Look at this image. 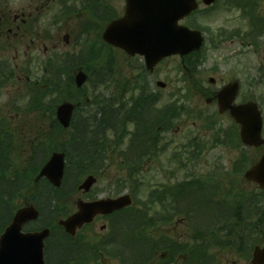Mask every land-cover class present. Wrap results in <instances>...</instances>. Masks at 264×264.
I'll list each match as a JSON object with an SVG mask.
<instances>
[{
  "label": "trees",
  "instance_id": "16d2710c",
  "mask_svg": "<svg viewBox=\"0 0 264 264\" xmlns=\"http://www.w3.org/2000/svg\"><path fill=\"white\" fill-rule=\"evenodd\" d=\"M57 1L64 6L74 2L76 5L72 7V12L87 13L91 17H87L82 24L83 33L88 30L103 31L108 21L118 14L108 4L101 6L100 0ZM237 2L244 5V0ZM252 18L260 19L255 16H251ZM96 20L99 22H95ZM102 48L110 51L106 63L100 60L99 53ZM111 49L112 46L106 43L100 44V48L98 45L89 47L78 61V65H82L89 74L90 80L94 78L93 75H99V68L108 71L100 80L97 77V81H93L94 85L109 86L113 81ZM193 55L199 56L198 53ZM191 56L186 57L188 66L193 63ZM60 63V60L56 64L47 62L46 73L32 89L29 103L24 109L32 118L24 122L27 130L22 129V136L19 128L13 127L10 122L0 121V234L11 221L15 210L24 202L31 201L38 206L40 216L37 221L25 225V229L48 226L53 235L57 231L62 233L56 253L50 248L53 236L47 241V264H101L104 256L108 255L107 249H111L108 247L113 242L119 243L118 240L122 243V254L118 258L123 264L152 262L157 257L156 254L163 250L166 256L159 257V264H170L175 253L183 254L185 264H213L209 251L215 244L243 253L245 250L250 251L257 240L259 243L263 240L264 207L259 203L264 202V190L245 193L240 199L233 194L226 207L222 193L219 190L213 191L210 186L204 184L213 179L205 181L192 177L177 184L173 190L164 187L161 193L153 191L147 200L140 201L137 194L142 189L141 166L150 154L155 153L156 140L161 129L173 128L178 119V107L175 105L177 103H170L167 108L156 111L153 107L157 100L156 95L148 93L145 84L140 80V90L137 96L132 98V108H127V113L132 116L120 117L114 105L118 104L123 110L125 102H113L112 99L117 100L116 96L109 98L104 94L89 95L85 86H76L72 73L65 70L66 76L65 68H61ZM62 99L81 102L70 127L73 131L71 136L66 134L70 129H64L55 116L56 104ZM91 104L94 109L85 117L81 115L82 106ZM127 122L134 124L129 149L115 153L110 148H115L124 137L130 135L125 128ZM234 131L238 135V131ZM28 139L32 141H27ZM22 140H26L25 145L21 143ZM200 145V141L195 139L188 141L185 146H194L195 149L190 151L187 160H197L202 151ZM241 146L243 147L242 144ZM249 149L251 148L243 149L242 157L234 166L235 172L244 171L248 165L246 154ZM53 150L66 152L65 177L59 188H55L46 179L34 183V178ZM257 156H249V165ZM117 158L125 165L115 169L124 175L114 177L113 184L118 185L120 189L128 184L132 185L130 189L134 195V204L121 210L112 219L111 239L100 241V246L88 245L90 241L78 244L75 238L58 226L57 220L71 212L74 195L78 193V179L87 174L100 177L109 174L112 167L105 163L114 162ZM215 187L220 188L221 185L217 182ZM230 190L232 192L233 187ZM175 215H181L185 224L194 229L187 240L166 245V238L154 239L150 236L148 228L161 224L169 225ZM216 233L223 236V241L217 240ZM126 249L135 252L134 259H129Z\"/></svg>",
  "mask_w": 264,
  "mask_h": 264
},
{
  "label": "rangeland",
  "instance_id": "374dc122",
  "mask_svg": "<svg viewBox=\"0 0 264 264\" xmlns=\"http://www.w3.org/2000/svg\"><path fill=\"white\" fill-rule=\"evenodd\" d=\"M42 4L43 6H41ZM102 4H108L117 13H123L125 0H106V2L100 0V5L102 6ZM74 5H76L74 2H69L64 6L57 0H0V7L4 8L6 12L32 11L33 13L32 19L29 21L31 29L29 35L23 38L9 36L7 41L4 42L10 44L7 49L1 48L3 43L0 41V59L5 57L11 65H15V68L20 63L18 73L23 71L26 73L25 67L32 68L34 71L31 69L33 71L31 78L35 79L42 76V68L46 57L50 59L55 53L64 51L68 53L69 57H67V64L62 68L65 67L64 72L66 70L73 74V69L85 55V50L87 51L89 47L97 45L100 48V44H105L100 40L102 31L88 30L86 33H82L84 30L82 24L85 23L87 17L90 19L91 17L87 13L72 12ZM199 6L201 9L206 8L201 0H199ZM66 10L68 11L66 12ZM251 16L264 17V0H244V5L237 4L235 0H217L211 11L198 14L193 22L201 25L204 29L206 45L201 54V61L192 67V77L197 78L203 86L213 90L219 89L230 79H240L241 86L236 101L255 100L264 116V29L257 30L259 25H264V19L258 22V18H252L253 26L256 29L254 30L250 22ZM95 22L99 21L96 20ZM182 22L188 23L189 20H183ZM235 31L237 33L233 36ZM65 33L70 35L68 43L63 39ZM31 40L36 43L35 47H30ZM44 47H46V53H44ZM25 52L27 56L23 55ZM111 53L110 62L112 63L114 76L110 85H94L93 81H97V77L100 80L105 73H108L106 69L99 68V75H93L94 78L89 79L85 87L88 94L92 96L104 94L105 97L112 98L117 97L121 92L123 97L127 99L131 94L138 91V89L135 91L132 87H129V84H135L134 80L141 76L139 66L143 65V58L140 56L130 57L121 49L113 47ZM99 55L100 60L106 63L110 51L102 48ZM16 57L18 58L12 61V58ZM180 61L181 57L178 55L171 56L159 64L153 73L144 74L148 87H151L153 93L160 98L156 105L158 108L164 107L177 95L182 96L185 92V89L181 87L184 80L180 79L182 74L181 67H178ZM2 70L4 72H2L3 74L0 72V79L2 80L0 82V114L1 117H11L12 126L19 128L22 136L24 133L22 129L27 130L24 122L28 118H32L26 114L25 110H22L26 103L25 97L18 98V93L23 94L26 92V81L19 79L18 74L11 71L12 69L9 70L7 67H3ZM186 74L189 80V75ZM211 77L215 79V83L209 81ZM158 80L164 81L166 86L157 85ZM189 82L191 83V81ZM180 103L185 108L177 109L176 118L178 119L174 122L173 128L167 131L163 130L160 133L162 138L158 143L164 144L163 149L153 155L142 166L141 177L143 181L142 189L137 194L138 199L140 201L147 200L150 190H156L159 193L164 187L173 190L176 181L181 182L192 177L205 181L213 179L204 184L210 186L213 191L219 190L222 193L224 196L223 203L226 207H228L227 201L231 199L233 194H236L237 198L240 199L244 197L245 193L257 191L258 186L247 181L243 173L249 166V156L254 158L258 155L257 157H259L264 151V147L256 149V151L253 148L249 149V153L246 154L248 165L244 171L235 172L234 166L242 157L245 147L241 146L238 135L235 134L234 120L227 113L220 115L215 103H207L204 96L201 97L192 88L185 92L184 101ZM82 107L80 114L84 117L90 110L94 109L92 104L83 105ZM18 113L19 117L17 118ZM125 128L132 132L134 124L128 122ZM67 136H71V134H67ZM129 137L130 135L124 137L121 145H116L115 148H110V150L118 153L129 149ZM192 139L197 142L200 141L202 149L195 162H190L191 159L187 160L190 151L195 149L194 146L186 147L188 141ZM27 141L32 140L28 139ZM21 143L25 145L26 140H22ZM174 152L180 153L182 164H179L178 160L172 159L171 156ZM123 175L124 173L117 172L112 167L109 174L107 173L102 177L97 176V182L89 194L78 191L74 195L71 212L76 210L75 200L78 196L84 199H92L115 197L125 192L131 193L130 188L132 185L128 184L120 189L119 186L113 184L114 177ZM85 176L83 175L78 179V184ZM217 182L221 185L220 188L215 187ZM232 187L233 191L231 192L230 188ZM259 205L264 207V202L262 201ZM179 216L176 215L169 225L161 224L148 228V233L154 239L164 237L168 243L175 237L180 242L187 240L188 235H191V231L194 229L188 224L186 225L185 220ZM93 223L91 227L79 230L78 236L74 239L78 244H85V242L90 241L91 243L88 245L92 243L96 245L99 237L108 230V228L101 230L102 225L107 222L100 217H97ZM216 235H218L217 240L219 242L223 241L222 235L217 233ZM51 237L52 234L49 239ZM60 238L62 239V233L57 231L53 235V242L50 246L54 253L58 250ZM257 241L255 245L259 243V240ZM118 242L116 247L107 249L106 254L108 255L104 256L101 264H123L121 259L118 258V255L122 254V251L120 252L122 243H120V240ZM132 244L133 242L128 247ZM254 246L250 251L245 250L241 253L235 249L215 244L214 247H211L209 256L213 264H251ZM125 251H127L126 255L129 259L135 256V252L132 253L131 250L127 249ZM181 256L183 254L175 253L171 264H181ZM158 263H160V259L157 256L154 258V264Z\"/></svg>",
  "mask_w": 264,
  "mask_h": 264
},
{
  "label": "water",
  "instance_id": "95a60500",
  "mask_svg": "<svg viewBox=\"0 0 264 264\" xmlns=\"http://www.w3.org/2000/svg\"><path fill=\"white\" fill-rule=\"evenodd\" d=\"M210 4L215 0H203ZM198 7L196 0H126L125 13L111 20L105 27L103 39L124 49L131 55L145 56L149 70L164 57L172 54L184 56L199 50L203 43L201 31L179 24V20ZM69 40V35H65ZM88 79L87 73L79 67L75 73V83L82 87ZM160 85H165L159 82ZM238 81L225 85L216 93L221 113L230 110L231 116L240 124V138L247 146L264 145L262 136L263 117L258 104L248 101L235 104ZM213 99H208L210 102ZM76 105L63 101L57 106L56 116L59 122L68 127ZM65 171V153L54 151L35 178H47L55 187H60ZM248 181L264 189V152L244 173ZM97 181L94 175H88L79 185V189L88 192ZM133 203L129 193L116 198H99L85 201L76 200L77 210L58 221L65 231L75 235L78 228L93 221L98 214H110ZM39 210L33 204L19 208L11 222L0 235V264H45V241L51 230L44 227L34 231H24L27 222L39 217ZM253 264H264V246L257 245L253 252Z\"/></svg>",
  "mask_w": 264,
  "mask_h": 264
},
{
  "label": "flooded vegetation",
  "instance_id": "af4514ba",
  "mask_svg": "<svg viewBox=\"0 0 264 264\" xmlns=\"http://www.w3.org/2000/svg\"><path fill=\"white\" fill-rule=\"evenodd\" d=\"M43 6V4L41 5ZM32 11H29V12H25V11H22L21 13H18V12H14V13H10V12H6L4 10V8H1L0 7V41L1 43H3V45H1L2 49H7L10 44L7 42V43H4L7 41L8 37L9 36H13V37H24L26 35H29L30 34V26H29V21L32 19ZM5 38V39H4ZM4 39V40H3ZM3 40V42H2ZM31 44H30V47H35L36 43L31 40L30 41ZM29 47V48H30ZM44 53H46V47H44ZM24 56H27V53H23ZM22 55V56H23ZM18 57L16 58H12V61H15ZM196 63H198L197 59H196ZM15 66V65H14ZM20 69V63H18L16 65V68L14 70V72H16V74H18V78L19 79H23L24 82L26 80H29V76L25 75L24 71L22 73H18ZM23 69V68H22ZM25 72L27 71V67L24 68ZM190 75V74H189ZM191 76V75H190ZM135 78V77H134ZM183 78V83L181 84V87L182 89H185V92L189 89H193L195 90L196 93H198L201 97L204 96L206 102H207V99L209 98H214L216 92L222 88L226 83L230 82V81H234V80H238L239 81V84L240 83V79L238 78H233V79H230L229 81H227L226 83H224L219 89H216V90H213L211 88H207L205 86H203L198 80L197 78H192V80H189L191 81V83L189 81H187V76L183 75L182 76ZM214 78H210V82L212 83H215V79L213 80ZM186 81V82H185ZM135 83V82H134ZM136 83L135 84H132L130 83L129 84V87H136ZM241 86V85H240ZM185 92L183 93V96L185 95ZM188 93V92H187ZM243 101L240 100L238 103H242ZM208 103V102H207ZM210 103H215L218 107V100L217 98H215L214 100H212ZM132 105V100H125V103H124V106H123V111H124V117H127V116H132L131 114L127 113V108H130ZM132 108V107H131ZM118 111H119V115L120 114V111H121V107H117ZM227 113L229 116H230V112L227 111L225 112ZM223 113V114H225ZM221 114V115H223ZM16 117L18 118L19 117V114L16 115ZM11 118V117H10ZM128 118V117H127ZM132 119V117L130 118ZM73 132L71 131V134ZM162 137L159 135L158 136V140L157 142H159V140L161 139ZM114 166L115 167H120L121 166V163L119 162H114ZM112 216V214L108 215V216H104L102 219H104L107 223H105L104 225L106 226H102L101 227V230H104L107 228V225L108 223L110 222V217Z\"/></svg>",
  "mask_w": 264,
  "mask_h": 264
}]
</instances>
